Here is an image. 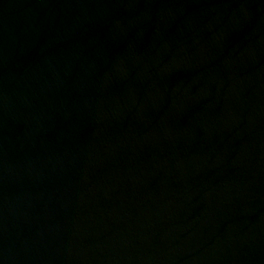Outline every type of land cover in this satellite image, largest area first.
I'll return each mask as SVG.
<instances>
[{
  "label": "water",
  "instance_id": "1",
  "mask_svg": "<svg viewBox=\"0 0 264 264\" xmlns=\"http://www.w3.org/2000/svg\"><path fill=\"white\" fill-rule=\"evenodd\" d=\"M0 264H264V0H0Z\"/></svg>",
  "mask_w": 264,
  "mask_h": 264
}]
</instances>
